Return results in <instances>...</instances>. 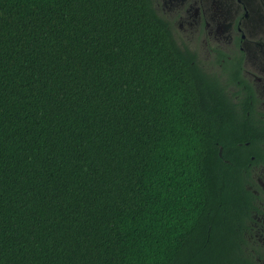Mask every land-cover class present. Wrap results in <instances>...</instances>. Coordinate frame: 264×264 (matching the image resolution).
Returning a JSON list of instances; mask_svg holds the SVG:
<instances>
[{"label":"trees","instance_id":"trees-1","mask_svg":"<svg viewBox=\"0 0 264 264\" xmlns=\"http://www.w3.org/2000/svg\"><path fill=\"white\" fill-rule=\"evenodd\" d=\"M216 54L153 0H0V264H257L264 120Z\"/></svg>","mask_w":264,"mask_h":264},{"label":"flooded vegetation","instance_id":"flooded-vegetation-1","mask_svg":"<svg viewBox=\"0 0 264 264\" xmlns=\"http://www.w3.org/2000/svg\"><path fill=\"white\" fill-rule=\"evenodd\" d=\"M217 8L210 10L220 21L227 15H233L232 28L236 33L232 49L226 52L230 55L235 50L243 55L242 75L251 85L256 98L255 109L264 120V106L260 96H264V0H215ZM217 52V50H213ZM247 62L252 63L255 71L262 76L258 82H252L245 77L244 69ZM221 68V63L218 62ZM237 90V89H235ZM241 95L237 92L234 101L239 102ZM264 148V143H262ZM260 169L264 177V163L257 162L251 166L253 183L249 189L254 196V209L248 225L247 239L249 250L254 255L257 264H264V186H260L253 175L254 169Z\"/></svg>","mask_w":264,"mask_h":264},{"label":"rangeland","instance_id":"rangeland-1","mask_svg":"<svg viewBox=\"0 0 264 264\" xmlns=\"http://www.w3.org/2000/svg\"><path fill=\"white\" fill-rule=\"evenodd\" d=\"M153 5L156 12L170 22L178 45L194 52L205 72L220 75L221 68L213 50L224 53L233 50L231 45L236 37L232 28L233 15L215 21L210 11L217 8L215 0H153ZM244 74L252 82H258L262 77L250 62H247ZM260 100L264 106V96L261 95ZM253 175L256 182L264 186L263 172L259 168L253 170Z\"/></svg>","mask_w":264,"mask_h":264}]
</instances>
